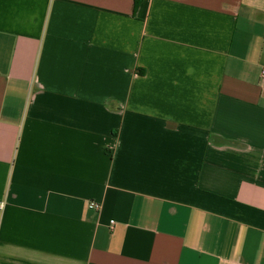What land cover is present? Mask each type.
<instances>
[{"label": "crops", "instance_id": "0c3cea01", "mask_svg": "<svg viewBox=\"0 0 264 264\" xmlns=\"http://www.w3.org/2000/svg\"><path fill=\"white\" fill-rule=\"evenodd\" d=\"M263 70L264 0H0V264H264Z\"/></svg>", "mask_w": 264, "mask_h": 264}, {"label": "built area", "instance_id": "2783aa9c", "mask_svg": "<svg viewBox=\"0 0 264 264\" xmlns=\"http://www.w3.org/2000/svg\"><path fill=\"white\" fill-rule=\"evenodd\" d=\"M262 75H264V70L262 71ZM4 206V203L0 202V208H2ZM97 209H99V206L96 205Z\"/></svg>", "mask_w": 264, "mask_h": 264}, {"label": "trees", "instance_id": "16d2710c", "mask_svg": "<svg viewBox=\"0 0 264 264\" xmlns=\"http://www.w3.org/2000/svg\"><path fill=\"white\" fill-rule=\"evenodd\" d=\"M140 0H135V6L137 7Z\"/></svg>", "mask_w": 264, "mask_h": 264}]
</instances>
